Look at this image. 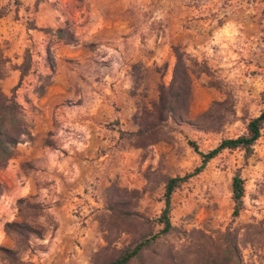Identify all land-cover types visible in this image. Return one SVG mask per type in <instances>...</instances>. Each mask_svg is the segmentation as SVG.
Masks as SVG:
<instances>
[{
	"label": "rangeland",
	"instance_id": "374dc122",
	"mask_svg": "<svg viewBox=\"0 0 264 264\" xmlns=\"http://www.w3.org/2000/svg\"><path fill=\"white\" fill-rule=\"evenodd\" d=\"M178 64L191 90L177 99V117L158 122L161 89L176 92ZM0 77L23 107L20 144L38 126L42 147L59 148L60 133L70 142L60 147L69 175L45 174L52 161L42 174L25 162L35 182L25 197L0 181V247L14 253L0 264H43L50 253L54 264H108L161 230L167 181L201 165L189 141L207 153L264 110V0H0ZM238 169L245 210L232 222ZM11 222L31 231L9 236ZM171 222L175 233L147 264H205L227 232L240 264H264V129L248 163L225 151L179 188ZM57 240L62 249L51 250Z\"/></svg>",
	"mask_w": 264,
	"mask_h": 264
},
{
	"label": "trees",
	"instance_id": "16d2710c",
	"mask_svg": "<svg viewBox=\"0 0 264 264\" xmlns=\"http://www.w3.org/2000/svg\"><path fill=\"white\" fill-rule=\"evenodd\" d=\"M63 33L62 30L58 31V34L61 37H63ZM181 68L183 67L178 64L171 88V91L175 90L176 92L173 95H167V89L164 87L161 89L160 101L157 105V113L159 115L158 122L162 121L166 116L172 118L177 117L179 115V110L176 107L177 99L180 97L181 93L185 91L190 92L191 90V82L185 70L180 77ZM45 89L46 87L43 86L41 94L45 92ZM16 90L17 87L12 90L11 96H8L0 89V170L6 168L9 162L16 157L17 146L20 144L22 136L26 135L28 132L27 122L25 121L23 114V107L17 101ZM210 112L204 117H208ZM263 129L264 110L259 116L250 120L244 134L236 138L222 140L216 148L207 153L202 152L195 142L189 141L191 147L200 156L201 165L185 176H177L167 181L163 194L165 208L157 219V224L162 227L161 230L156 234L149 233L141 235L137 241L120 250L118 255L108 264H147L145 258L148 252L154 247L162 244L166 238L173 235L176 231L171 222L172 199L176 191L190 179L200 175L212 160L216 159L225 151L243 152L245 163H248L255 153V146L262 136ZM148 131L149 130H140L135 136L141 139H146V133H148ZM245 196L246 180L242 176V169H238L232 179V200L234 203L232 222H235L245 210ZM18 204L21 213H23L26 200L21 199L18 201ZM4 229L9 236H22L31 231V228L23 222L7 223ZM231 235V232L225 234L222 244L216 248L217 254L209 257V259L205 261V264H240L239 248ZM205 238L208 240L209 244H214L210 238ZM0 254L11 256L14 253L7 248L0 247ZM148 264L166 263L163 259H160Z\"/></svg>",
	"mask_w": 264,
	"mask_h": 264
},
{
	"label": "crops",
	"instance_id": "0c3cea01",
	"mask_svg": "<svg viewBox=\"0 0 264 264\" xmlns=\"http://www.w3.org/2000/svg\"><path fill=\"white\" fill-rule=\"evenodd\" d=\"M60 135L64 136L62 139L57 141L56 145L59 148L52 149L48 146L42 147L43 130L39 126L36 127V129L32 131V139L27 138L26 141L20 144L18 148L20 153L18 152L17 157L10 161L7 168L0 170V181L6 182L11 188H14L13 192H16L17 197H25L33 192L35 188V182L32 175H26L23 173V163H32L35 168L38 169V173L42 174L44 163L47 161H52V166H49V172L46 171L45 174L49 173L53 174L54 176H59V173L63 171L65 175H69V172L62 167V159L60 157V154L64 155L62 150H60V147L62 149H65V147H70L69 137L67 136V133H60ZM61 142H64L63 146ZM80 142L81 144L87 145V141ZM14 176L16 178H14ZM69 183L72 184L74 182L69 181ZM53 247L58 250L62 249V245L60 244L59 240H57L56 243L54 242V244H51V250ZM75 259H78L76 255L71 259L69 258L71 262H73ZM56 261V256L50 253L48 258H45V262L43 264H54Z\"/></svg>",
	"mask_w": 264,
	"mask_h": 264
}]
</instances>
